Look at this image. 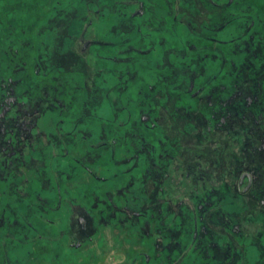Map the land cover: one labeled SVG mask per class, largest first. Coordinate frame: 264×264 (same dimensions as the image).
I'll use <instances>...</instances> for the list:
<instances>
[{"label":"flooded vegetation","instance_id":"flooded-vegetation-1","mask_svg":"<svg viewBox=\"0 0 264 264\" xmlns=\"http://www.w3.org/2000/svg\"><path fill=\"white\" fill-rule=\"evenodd\" d=\"M53 9L0 61V264H75L125 225L131 264H264V7Z\"/></svg>","mask_w":264,"mask_h":264},{"label":"rangeland","instance_id":"rangeland-1","mask_svg":"<svg viewBox=\"0 0 264 264\" xmlns=\"http://www.w3.org/2000/svg\"><path fill=\"white\" fill-rule=\"evenodd\" d=\"M8 1L9 0H0V8H2L3 6V8L13 9ZM25 1L26 2L22 4V7L17 8L18 16H19L17 21L20 23L29 22V24L31 23L33 29L39 30L44 25L48 17H50V15L53 14V10H54L53 8L55 6L58 7V11H59L58 15L61 14L60 16H62L64 12L61 10V8L65 7L67 0H25ZM250 1L252 2L253 5H256L257 7L259 6L264 7L263 4L264 2H260V0H250ZM57 2H60V4ZM54 15H57L55 14V11L53 16ZM111 21L112 20L105 17L104 19L102 18L100 20L99 19L96 20L95 23H97L98 25L103 24L105 27H107ZM60 24H62V21H60ZM2 27H6V25L2 21H0V29ZM97 27L98 26H93L92 28L97 29ZM32 28L30 29L32 30ZM1 35L2 34L0 33V36ZM77 51H78L77 49H74L72 53L77 54ZM236 211H239L238 207L236 208ZM241 214H243L245 218L247 213H241ZM130 232H131L130 227L126 225L122 226V228L121 227L118 228V243H117L114 240L113 235L108 230L105 238L106 241L104 243H101V246L99 245L100 248H98L97 247L98 244L96 246V242H94L95 244L87 243L85 248H83L82 250L76 249L75 250L76 255L75 257H72L74 263L75 264H131L133 260L132 258L134 256H137V252L141 250V247L139 245H141L142 242H139L140 244L136 245L134 243V240L132 239V236H134V234ZM135 236L140 237L137 235ZM252 237L254 238V236ZM88 248L90 252L87 253ZM58 262L59 263H53L43 260L39 264H60V260ZM27 264H35V261L32 258H30L28 259Z\"/></svg>","mask_w":264,"mask_h":264},{"label":"trees","instance_id":"trees-1","mask_svg":"<svg viewBox=\"0 0 264 264\" xmlns=\"http://www.w3.org/2000/svg\"><path fill=\"white\" fill-rule=\"evenodd\" d=\"M10 5L12 6L13 9L11 8H0V21H2L6 27H2L0 29V33L2 34L0 36V61L8 59V44L10 43V39H15L17 40L16 34L12 35L11 32H9V28L11 27L12 24H18V21L15 16L14 12H18L17 8L22 7V4H24L26 1L25 0H9L8 1ZM7 4V3H6ZM14 33H16L14 31ZM9 34H11V37L8 38ZM5 37V38H4ZM13 39V40H14Z\"/></svg>","mask_w":264,"mask_h":264}]
</instances>
